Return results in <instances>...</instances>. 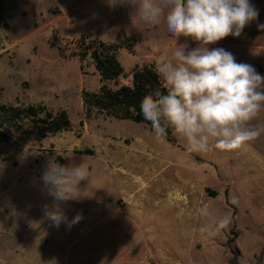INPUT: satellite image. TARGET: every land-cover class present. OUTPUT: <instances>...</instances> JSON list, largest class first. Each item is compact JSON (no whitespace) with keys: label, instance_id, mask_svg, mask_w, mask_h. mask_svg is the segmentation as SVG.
Returning a JSON list of instances; mask_svg holds the SVG:
<instances>
[{"label":"rangeland","instance_id":"374dc122","mask_svg":"<svg viewBox=\"0 0 264 264\" xmlns=\"http://www.w3.org/2000/svg\"><path fill=\"white\" fill-rule=\"evenodd\" d=\"M114 2L0 0L7 15L0 22V106L42 103L66 110L72 122L70 131L43 138L29 122L17 130L0 114L11 138L0 144V264H229L231 249L241 264H264V133L237 149L197 153L175 135L157 142L146 124L97 114L80 125L82 91L102 85L91 57L73 54L81 35L108 44L138 39L133 51H119L125 72L108 83L112 89L130 85L137 65L170 59L177 44L196 46L184 37L176 42L163 21L145 24L134 6ZM250 3L258 18L240 37L209 49L224 48L264 77V0ZM250 124L264 126V112ZM85 150L92 155L79 154ZM57 157L90 171L80 197L61 204L68 220L82 215L70 229L52 226L42 211L53 198L42 191L41 175ZM206 204L232 217L216 236L199 231Z\"/></svg>","mask_w":264,"mask_h":264},{"label":"clouds","instance_id":"9594fccd","mask_svg":"<svg viewBox=\"0 0 264 264\" xmlns=\"http://www.w3.org/2000/svg\"><path fill=\"white\" fill-rule=\"evenodd\" d=\"M135 7L148 25L163 21L176 42L184 37L195 47L177 44L172 57H162L154 66L161 87L146 94L140 103L157 142L165 143L168 130L185 140L189 152H207L213 146L237 149L254 141L264 126H252L264 112V77L247 63H237L224 48L209 49L229 35L240 37L244 28L258 18L250 0H115ZM258 29L264 31V24ZM65 159L70 156L64 157ZM90 177L88 166L61 164L50 159L41 175L42 191L53 198L42 208L52 226L70 229L82 215L68 220L61 204L80 197L81 181ZM205 220L199 231L216 236L232 222L230 214L217 216L210 205L199 209Z\"/></svg>","mask_w":264,"mask_h":264},{"label":"trees","instance_id":"16d2710c","mask_svg":"<svg viewBox=\"0 0 264 264\" xmlns=\"http://www.w3.org/2000/svg\"><path fill=\"white\" fill-rule=\"evenodd\" d=\"M6 16V10L0 5L1 23L6 21ZM77 43L78 51L73 54L82 57L90 56L102 83L96 92L86 89L82 91L83 119L80 125L84 126L85 122L99 114L106 118L131 121L151 127L150 122L145 121L142 116L140 103L146 94L161 87L160 81L154 72V63L143 66L137 65L131 72L130 85H122L118 89H112L108 86L109 82H117L125 72L124 67L118 60L119 51L124 48L133 51L138 44V39L126 38L118 44H108L98 38H93L89 34L81 35ZM51 45L56 47L54 42ZM261 73L264 74V68L261 69ZM0 114L5 123L17 130L24 128L25 121L29 122L32 129L43 138L72 129V122L66 110L53 112L42 103L27 106L2 105L0 106ZM172 136V131L169 129L167 140L173 141ZM10 139L4 125L0 124V144L9 143ZM79 154L92 155V151H80ZM57 160L62 163L60 157H57ZM234 240H231V243ZM231 253L232 258L229 264H241L240 253L235 249H231Z\"/></svg>","mask_w":264,"mask_h":264},{"label":"crops","instance_id":"0c3cea01","mask_svg":"<svg viewBox=\"0 0 264 264\" xmlns=\"http://www.w3.org/2000/svg\"><path fill=\"white\" fill-rule=\"evenodd\" d=\"M125 189L127 190L128 189V187H125ZM128 194V193H127Z\"/></svg>","mask_w":264,"mask_h":264}]
</instances>
